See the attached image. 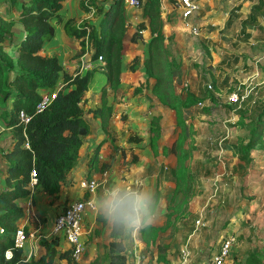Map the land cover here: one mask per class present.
<instances>
[{
  "label": "crops",
  "instance_id": "1",
  "mask_svg": "<svg viewBox=\"0 0 264 264\" xmlns=\"http://www.w3.org/2000/svg\"><path fill=\"white\" fill-rule=\"evenodd\" d=\"M2 1L6 11L0 12V15L4 18H13L15 20L16 27H14V30L17 42L18 39L24 37L25 30L16 15V10L10 6L9 1ZM143 1L144 0H142V2ZM231 1L232 3L229 5V8L226 9V7H228L227 4ZM216 2L220 4L219 7L216 6ZM202 4L203 8L201 10ZM224 4H226V7ZM85 5L84 0H64L62 9L60 10L63 19L60 22H56L55 19L52 20L55 27L54 36L47 40L40 50L42 55L57 56L62 66V72H76L77 70H75V67L78 62L93 51L92 45L89 46V44H87V50L80 54V56H76L80 49L79 40L75 36H69L64 29V22L68 18H72L73 22L76 23L83 19H88L89 22L96 26L99 25L107 8L102 7L103 10L101 13H94L92 9L85 11ZM200 5V10L196 18L198 21L201 20L202 23L206 24L219 23L220 25L218 24V27L226 31L234 28V30L237 31L235 36L238 37V40H243L242 38L248 40L257 37L258 46L255 45V49L260 47L257 50L260 51L259 59L264 61V43H262V41H264V22L261 21V18H264V0H200ZM173 8L172 0H161V12L164 22L163 32L167 41L174 37L173 33L177 34L178 31L182 32L185 29L184 26L178 25V28L173 27V32H166V23L173 21V15L171 16L170 12ZM124 12L129 19L130 24L128 26H130V28L133 26L135 27L134 23L137 24L141 19L145 20L147 23V18L142 16V7L124 6ZM178 12L183 20L179 10ZM202 23L200 22L201 25ZM126 30L128 31V29ZM150 37L149 28L143 29L141 42L136 46L138 50H134V52L137 53L135 54L132 52L133 54L131 56L134 57L138 55L140 57V64L137 69L130 70L126 68V63L130 60L131 53L125 54L122 57L123 68L120 83L116 91H120V99L125 100V107L121 109H124L123 113H127V117L123 115L126 118L121 124L117 122L116 117L118 115L117 107H119L122 102L115 100V91L113 89H107V103L113 107L110 125L113 129H123L122 125L127 124V127H129L128 130H132L134 134L140 137L139 141L129 140L128 144L136 146V149L142 150L144 153H140L141 155L138 157L137 161L130 163L129 179L127 181H132L131 184L133 181H140L142 185L148 188L151 185L152 177H155L153 173L155 168L154 164L159 163L161 157L173 159L175 161L173 167L175 168L176 155L169 151L170 144L175 142L176 147V141L179 142V139H181L180 146L189 149V158H192V151L199 145H197L194 138H192L194 133H196V129L194 131L191 129L193 128V122L191 120L197 115L195 114V110L200 108L198 105L202 104V102L208 98L206 97L204 100L194 103L191 107L183 111L184 122L190 129L189 132L185 133L180 138L181 129L177 126L175 111L169 106L162 104L158 97L152 92L151 84L153 83V78L147 79L144 70L143 60L147 55V43ZM129 38V35L126 34L125 39ZM239 47V61L242 64L241 60H243L244 64L247 59H250L246 54H241V51H246L247 48L245 44L243 45L241 43ZM10 48H12V50L6 49V51L9 54H11L10 51H12L13 54H15L14 57H16V44L11 45ZM256 62L254 71L250 72L251 75L249 76V78L255 81L252 80L245 83L240 81L242 85L240 83L238 84V91L241 95L240 101H228L224 103V106L228 108L227 115L230 117L234 115L236 117V120H231L232 122L230 121V124L241 130V132H236L233 138H228L227 129L225 126H222V137L219 140H214L213 143V147L216 150L223 151L222 153L226 155L222 157L225 159V166H227V169L213 177V185L207 199L204 204L196 209L192 206L193 198L197 196L195 195L194 188V193L191 195L185 210L186 213L184 212L183 214H178L177 212L170 214L172 209L168 208V203L174 195V186L170 191L171 194L166 197V192L164 193L160 187L161 184H159L158 178L157 180L155 178V182L152 185L153 189L151 190L153 192L158 190L159 192L157 204L160 212L152 225L162 226L164 229L148 244H146L142 237H140L141 235L138 234L125 242L127 255L126 264H174L181 260H184L187 264H195L206 260L211 253L217 249L222 236L225 234L234 236V241L225 264H264V127L261 128L260 138L251 146L248 158L240 157L239 152L229 146L241 140L244 142L248 141L249 121L253 115H256L259 111L257 107L264 103V93H261L262 89H264V71H260L257 68ZM239 70L242 71L243 69L240 68ZM83 72L84 70L81 71V73ZM102 73L104 72L95 70L91 79L92 82L90 81L88 90L85 92L87 94L84 96L83 107L86 112V117L92 124V131L84 137L83 143L79 148V156L76 165L70 170L66 179L62 182L58 192L49 194L41 185L37 184L35 186L32 210L35 211L38 216H41L42 219L40 220L42 223L40 226L36 227L30 223L28 218L26 219V216H22L18 220V225H24L28 231L36 232L35 237L28 239L24 245L23 252L26 255L29 254L30 251H32V256L36 257L42 253L44 248L38 242L39 237L44 236L46 238H51V226L56 213L63 206L68 196L72 198L81 193V190L77 188L78 180L84 174L90 175L101 172L95 171L90 173L89 160L93 149L98 144L104 143V141L101 142L100 140H105L104 137H106L105 134L107 133L101 128L100 118L94 117L89 110L101 104L99 91L106 82V75ZM100 74L101 76L103 75L104 78L99 79ZM241 79L243 81L246 80L245 77L240 78V80ZM228 81L229 76H225L224 84H227ZM61 82L63 83L62 79H59V82L54 87H57ZM253 82L256 83L253 84L254 90L259 89V93L257 91H252L251 88V90H249V83ZM90 84L93 85L91 86ZM138 86L140 88H137ZM62 87H64V83ZM71 87H73V85L65 87L64 90H68ZM234 87L232 88L234 89ZM230 92L231 90L229 93ZM256 93H258V95ZM122 94L124 95L121 96ZM216 95L214 94L216 100L213 101L210 98L208 99L212 101V103L217 102L219 98ZM236 103L238 105H236ZM11 106V100H8L6 102L5 111L8 112ZM206 106H208V109L204 110L201 108L198 111L199 113H197L210 117L213 106L212 104H206ZM231 109L234 111L236 110V112L232 113L230 111ZM6 112H4L6 116L0 117V191L6 188L5 177L8 165V161L3 156V153L12 147L14 136L13 128L6 124ZM241 114H243V116H241ZM132 116L135 117L132 118ZM211 116L213 117L214 115L212 114ZM153 117L157 118L161 128L159 138H170L167 137L163 131L167 126L168 128L171 127L172 130H176V136L170 138L169 142L168 140L163 141V143H161L162 145H160L158 141L159 149L156 155H154L149 147V126ZM226 118L224 120H226ZM213 123L216 122L213 120ZM191 130L192 133L190 135L189 133ZM147 133L148 138L146 137ZM188 137L191 138L189 139ZM107 142L108 141H106L105 144ZM162 146L167 148V153L162 152ZM216 158L222 160L219 156ZM194 164L195 168L198 169V171H194L193 169L195 179L197 178V174H200L201 168L207 172L210 171L211 166L207 165L204 158L197 160ZM123 180L125 181V179ZM178 196L179 194L175 195L174 203L177 201ZM27 199V196H25L18 198L16 202L23 207ZM168 214L170 215L169 221L167 219ZM96 215L97 212L93 210H87L86 212L85 236L87 240L89 236H92L93 239L98 238V236L92 234L93 226H96L97 229L100 228L96 223ZM101 223L103 224V221H101ZM104 226L109 236L107 240V243H109L111 239L109 235L110 228L106 223ZM59 241V248L63 249L64 247H69V243L63 237L60 236ZM87 244H89V242H87Z\"/></svg>",
  "mask_w": 264,
  "mask_h": 264
},
{
  "label": "trees",
  "instance_id": "2",
  "mask_svg": "<svg viewBox=\"0 0 264 264\" xmlns=\"http://www.w3.org/2000/svg\"><path fill=\"white\" fill-rule=\"evenodd\" d=\"M22 24L25 35L16 42L15 20L4 18L0 15V117L6 116V102L11 100L12 106L7 113L6 124L14 130L12 147L3 153L7 159L6 188L0 191V264H77L73 259L72 248H59V235L51 238H41L40 245L43 251L37 257L28 259L23 248L14 243V234L18 227V220L23 216V208L16 202L18 198L28 195L31 175L37 178V182L49 194L59 191L62 182L66 179L70 170L76 165L79 156V148L84 137L91 133V122L86 117L83 107L85 92L94 75L95 69H87L84 73L62 72V66L55 55H42L40 50L44 43L51 39L55 33L52 22L62 21L60 10L64 0H8ZM101 3L94 4V13H101ZM142 16L147 18L140 20L137 29L129 39H125L128 25L124 5L121 0H111L99 25H95L83 19L73 22L68 18L64 22V29L69 36H75L79 40L80 49L77 55L87 50V44L92 45L91 59L101 55L105 61L103 72L106 82L100 90V106L89 110L94 117L100 118L101 128L108 133V124L113 107L107 103V89L118 88L122 73V57L132 53L137 43L142 39V30L149 28L151 37L147 43V55L143 60L144 70L148 78H153L152 92L159 101L175 111L177 126L180 127V138L189 127L184 122L183 111L194 103L204 100L206 97L216 100L214 91L208 89V95L201 93L196 96L193 92H187L184 97L177 95L173 79L178 76L177 63L171 58L170 48L163 32V19L161 12V0H144L141 2ZM91 9L85 5V11ZM16 44L15 63L18 69L13 71L12 77L8 76L9 70H13V60L6 51L7 47ZM139 56L135 55L130 70H135ZM179 64V63H178ZM174 65V66H173ZM174 67V70L172 68ZM180 67V65L178 66ZM179 71V72H178ZM62 79L65 87H73L57 92L50 104L42 111L36 112V104L40 100L41 91L52 89ZM215 84V82H214ZM212 85V84H211ZM200 94V93H199ZM227 105V104H225ZM208 109V106L203 108ZM259 110L249 121L248 141L235 142L229 145L236 149L240 157L248 158L250 148L261 136V128L264 127V103L257 107ZM23 110L30 115L27 123L18 117ZM253 112V110H252ZM243 116V114H241ZM149 126V147L156 155L158 153L161 128L153 117ZM242 122V121H241ZM130 140L139 141L137 135ZM179 145L175 147L176 166L174 168L175 187L174 195L170 199L168 208L178 214L186 213V208L194 189L187 190L182 184L189 180L195 181L193 170L186 162L190 157V150ZM28 145H27V144ZM102 143L94 148V154L89 160L90 173L96 167L98 150ZM228 147V146H226ZM167 148L162 146V152L167 153ZM138 160L137 154H133L132 162ZM97 169V168H96ZM102 170H104L102 168ZM101 169L96 170L102 171ZM91 175V174H90ZM193 182V181H192ZM158 200L159 192L155 190ZM181 195L175 204V195ZM170 215H167L169 221ZM162 226H151L141 231L146 244L153 241ZM111 239L108 243L109 259L107 264H126L125 242H117L110 230ZM42 237V236H41ZM10 251L11 256L6 257ZM91 264H102L94 259Z\"/></svg>",
  "mask_w": 264,
  "mask_h": 264
},
{
  "label": "rangeland",
  "instance_id": "3",
  "mask_svg": "<svg viewBox=\"0 0 264 264\" xmlns=\"http://www.w3.org/2000/svg\"><path fill=\"white\" fill-rule=\"evenodd\" d=\"M2 2L3 1L0 0V12L6 11L5 8L3 7ZM231 3L232 1L229 2V4H227L228 7H226V4H224L226 9L229 8V5ZM216 6L219 7L220 4L216 2ZM202 8H203V4L201 10ZM178 10L179 9H177L176 7L170 10L171 16L173 15L175 17L172 16L173 21L166 23L167 26L165 28L166 32L168 33L173 30V27L178 28L177 27L178 25L185 27V29L182 32L178 31L177 34L173 33L174 37L170 38L169 41L167 40L165 41L168 47L170 48L169 50H170L171 58L175 60V63L177 62L179 63V64L177 63V66L175 68L177 70L179 69V71L181 70L180 72L178 71L179 72L178 76H174L173 79L174 89L177 95L180 97H184L187 94V92H193L196 94V96H200L202 92L208 95L207 90L210 89L214 91L215 95L218 93L216 96H218L219 98L217 102H213V103L207 98L206 100H204V102H202V104L198 105L200 106L199 109H201L206 107V104H212L213 106L212 114L214 115L213 117L211 116L212 114L210 115V117L206 115L204 116L198 114L199 109L197 108L195 110V114L197 115L194 116V118H192L191 120L193 122V128L191 129L193 131L196 129V133H194L192 138H194L195 143L199 146L197 148H194V150L192 151V158L191 159L187 158L186 162H189V164L192 166L191 169L192 170L194 169V171H198V169H196L194 166L195 165L194 162H197V160H200L201 158H204V161L207 163V165L211 166L209 172L201 168L200 174L198 173L196 176L197 177L195 179L196 182L193 179V180H189L188 183L186 182L182 184V187H184L187 190H191L195 188V195L197 196L193 198L192 206L196 209L197 207L204 204L205 200L207 199V196L213 185V181H212L213 177H215L216 174L221 173L222 171L227 169V166H225V159L222 157L226 155L222 153L223 151L216 150L213 147L214 140H219L222 137V131H221L222 126L226 127L228 132V138H233L236 135V132H241V130L237 129L235 126L230 124V121L236 120V117L234 115H232L231 117L227 115L228 108L224 106V103L229 101L227 97L228 93L230 90L231 91L237 90V88H239L238 84L240 83V81L244 83L250 82L252 80L255 81L254 79L249 78V76L251 75L250 72L254 71V66L256 61H258L256 62L257 68L260 71L261 70L264 71V61H262V59H259L260 51L257 50L260 47L255 49V45L258 46L257 37L250 38L248 40H244V38H242L243 40H238V37L235 36V34H237V31H235L234 28L226 31L223 28L221 29L218 27L219 23L215 22L213 24L210 23L206 24V23H202L201 20L198 21L196 19L197 16H195L194 21L198 25V31L195 33L190 28L191 27L190 23H193V20H189V22L186 23L184 19L183 20L181 19ZM127 20L129 22L128 17ZM261 21L264 22V18H261ZM200 22L202 23V25L200 24ZM129 24L130 22L128 23V25ZM137 24L134 23L135 27L133 26L131 28L130 26L127 25L128 31L126 30L127 31L126 34H128L129 37H131L132 33L137 29ZM14 27H16V23ZM140 40L138 41L137 44L141 42ZM240 43L243 45L245 44L247 48L246 51H241V54L243 55L246 54V56L250 59V60L247 59L244 64H243V60H241L243 65L239 61ZM262 43H264V41H262ZM10 47L11 45L8 46L7 49L12 50V48ZM136 50H138V47L136 48ZM10 53L12 54V55L10 54V56L13 60L12 61L13 70L12 71L9 70L7 74L11 78L13 71L18 69V66L14 64L15 63L14 59L16 58L14 57L15 54H13L12 51H10ZM133 53L135 52L133 51ZM133 53L130 54V60L126 63L127 69H129V66L132 64L133 56L131 55ZM90 57H91V53L85 58L89 59ZM137 62L140 64V57H139V61L137 60ZM139 64H137L136 69L138 68ZM179 65L180 67H178ZM173 66L172 68L174 70ZM240 68H242L243 70L240 71L239 70ZM78 69L79 66H76L75 70ZM91 69L103 71L102 69L97 68V66H94ZM86 70H84V72ZM225 76H229V81L227 84H224ZM243 77L246 78L245 81H243L242 79L240 80V78ZM100 78L102 79L104 78V76L103 75L101 76L100 74L99 79ZM208 83L212 84V88H209L207 86ZM61 84L63 83L61 82ZM249 84H250V86L248 87L249 90L252 89V91H257L259 93V89L254 90L253 88L254 86L253 84L256 83L253 82ZM65 85L66 84L64 82V88ZM90 85L92 86L93 84ZM232 87H234V89ZM137 88L140 87L138 86ZM258 93L256 94L258 95ZM261 93H264V89H262ZM119 94L120 91L115 90L114 92L115 100L122 102L120 106L117 107L118 115L116 117L117 122H120L121 124V122L125 121L124 119L127 117V113L124 114L123 113L124 109H121L125 107V100L120 99ZM123 95L124 94H122L121 96ZM236 105L238 104L236 103ZM230 111L232 113L236 112V110L234 111L233 109H231ZM123 115H125L126 117H124ZM134 117L135 116H132V118ZM225 118L226 120H224ZM152 120L154 121L153 118ZM213 120L216 123H213ZM122 126L123 129L122 128L113 129L112 126L110 125V120H109V124H108L109 131L107 134H105L106 135V137H104L105 140L104 139L100 140L101 142L104 141V143H102V146L99 147L98 154L100 155H98L97 164L96 167H94L93 171H96L98 169L102 170L103 168L105 171L102 170L100 173L98 174L96 173L95 176L98 180L101 181V183L103 181L102 178H104L105 183L104 185L101 184L99 185L97 194L101 192L104 187L111 185L115 181L123 180V179L127 181L129 179L128 174L130 172V163L132 162L133 154H137L138 157L141 155L140 153L144 154L142 150L136 149L135 148L136 146L128 144L130 137L136 134H134L132 130L130 129L128 130L129 127H127V124L125 125L123 124ZM93 130H94V126H93ZM192 130L189 133L190 135L192 133ZM163 131L165 132L164 134L167 137L172 138L176 136V130L174 129L172 130L171 127L168 128L167 126L166 128H164ZM146 137L148 138V133ZM188 138L190 139L191 137ZM159 139L160 140L158 141L160 145H162L161 143H163V141L168 140L169 142V139L167 138L165 139L159 138ZM106 141L108 142L105 144ZM176 143L177 145H179V142L176 141ZM169 151L175 154L174 152L175 142L169 145ZM93 152L92 155L94 154ZM218 156L221 157L220 159L222 160H218L216 158ZM174 164L175 161L173 159L161 157V161L159 163L154 164L155 168L153 167L154 168L153 173L155 174V177H152L153 179L151 180V185L149 188L153 189L152 185L155 182V178L156 180L158 178L159 184H161L160 187L162 188L164 193L166 192V197L169 196L171 194L170 193L171 189L173 188V186L175 187L174 185L175 178H174V169H173ZM127 182L131 183L132 181L129 180ZM132 184H142V183L140 181L137 182L133 181ZM179 199H182L181 195L178 196L177 201ZM169 204L170 203H168V205ZM96 219H97L96 223L97 225L100 226V228L97 229L96 226H93L92 234L98 236V238L93 239L92 236H89L88 240L86 239L87 242H89V244H87V248L86 251L84 252V256L79 261H77V264H91V262L94 259L95 260L98 259L99 262H101L102 264H107L108 262L109 253H108L107 240L109 236L106 233V228L104 226L105 221L98 214L96 215ZM101 221H103V224L101 223ZM41 238L44 237L43 236L39 237L38 240L39 243ZM90 258L91 259L94 258V259L91 260Z\"/></svg>",
  "mask_w": 264,
  "mask_h": 264
},
{
  "label": "built area",
  "instance_id": "4",
  "mask_svg": "<svg viewBox=\"0 0 264 264\" xmlns=\"http://www.w3.org/2000/svg\"><path fill=\"white\" fill-rule=\"evenodd\" d=\"M111 0H84L85 4L88 5L92 10H94L95 3H101L104 8H107ZM124 6H134L141 7L142 0H121ZM172 4L174 7L179 9L180 14L186 23L189 20H193V23H190V28L193 32L198 31V25L195 23V16L198 15L200 9V0H173ZM105 61L101 55L94 59H81L77 66L79 69L77 71L81 72L82 70L91 69L94 66L103 70ZM90 67V68H88ZM63 84H59L57 87L52 89L41 91L40 100L36 104V112L42 111L46 108L53 98L56 96L57 92L61 89ZM207 86L212 88L211 83H208ZM237 90H233L228 93V99L232 102H239L241 95ZM19 119L24 123H27L30 119V115L26 114L23 110L19 111ZM27 144V143H26ZM28 145V144H27ZM105 173V172H104ZM96 173L91 175L84 174L77 182V188L81 190V193L75 197H67L63 206L56 213L52 221L51 226V235H59L63 237L72 248V256L75 261H79L86 251L87 248V238L85 236L86 226V212L87 210H95L94 204L96 195L99 189V185H104L105 179L102 178V183L96 178ZM38 184L37 178L32 174L29 183V193L27 195V201L24 204L23 216L28 218L29 222L35 225L36 227L40 226L42 221L41 216H38L35 211L32 210L33 207V193L35 192V186ZM3 228H0L2 231ZM36 232L28 231L24 225H18L14 234V243L16 246L24 248V245L28 239L35 237ZM51 236V237H52ZM41 237V236H40ZM234 241V236L231 234H225L222 236L219 246L211 255L204 261H200L195 264H225L226 258L230 253ZM26 255V254H25ZM11 252H6V257H10ZM32 256V251L26 255L28 259ZM174 264H187L184 260L176 262Z\"/></svg>",
  "mask_w": 264,
  "mask_h": 264
},
{
  "label": "clouds",
  "instance_id": "5",
  "mask_svg": "<svg viewBox=\"0 0 264 264\" xmlns=\"http://www.w3.org/2000/svg\"><path fill=\"white\" fill-rule=\"evenodd\" d=\"M94 207L117 242H127L149 229L160 212L156 194L150 188L124 180L104 187Z\"/></svg>",
  "mask_w": 264,
  "mask_h": 264
}]
</instances>
